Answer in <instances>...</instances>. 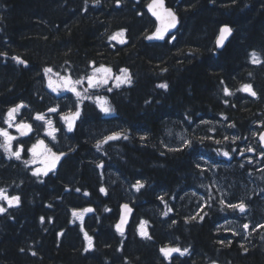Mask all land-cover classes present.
<instances>
[{
	"label": "trees",
	"instance_id": "obj_1",
	"mask_svg": "<svg viewBox=\"0 0 264 264\" xmlns=\"http://www.w3.org/2000/svg\"><path fill=\"white\" fill-rule=\"evenodd\" d=\"M149 1L0 0V130L14 132V108L32 124L10 142L19 159L0 135V189L19 197L0 201V264H264V172L244 154L264 128V0H167L179 25L163 39L147 38ZM225 24L234 34L218 51ZM98 66L131 82L80 98L48 85ZM77 111L69 131L62 117ZM47 118V148L64 155L34 175L29 148ZM123 202L135 213L121 235Z\"/></svg>",
	"mask_w": 264,
	"mask_h": 264
},
{
	"label": "snow or ice",
	"instance_id": "obj_2",
	"mask_svg": "<svg viewBox=\"0 0 264 264\" xmlns=\"http://www.w3.org/2000/svg\"><path fill=\"white\" fill-rule=\"evenodd\" d=\"M149 11L152 12L153 16H155L158 20H160L162 22V26L161 27H157L156 32L152 35L147 37L148 39H163L165 36V33L170 29L176 26L177 23V18L175 16V13L172 12L170 9H164L163 6V0H152V3L148 5ZM231 33V29L228 27H224L221 29V34L220 37L217 40V45L220 46L222 45L224 39L227 38V35H229ZM117 36H122L123 32L116 34ZM113 39H115L116 37H112ZM124 41H121V43H123ZM252 58H253V63H258L259 60L256 57L255 53H252ZM17 61L19 63H24V61L19 60V58H16ZM96 72H103L105 74L110 73L111 69H107V68H99L95 70ZM52 72L51 68H47L45 69V73H50ZM121 72L123 74V79L121 77H117L116 79L120 82V83H130V77L128 76V72L127 69H121ZM58 75V74H57ZM89 80V84L90 86L94 85V81L92 77L88 78ZM82 81L77 80L74 83L75 84H79ZM104 83L107 82V80L103 81ZM69 83H73L70 80H65V84H69ZM96 83H99V81H96ZM54 82L50 79L49 80V87H53V90L55 91L56 88L53 86ZM119 86V84H117V87ZM160 87L162 88H166L167 85H160ZM70 91L75 92L76 89L74 87L69 88ZM110 90V89H109ZM243 91L249 92L251 93L253 96L256 95V93L254 91H252V87L251 85H244L243 86ZM78 96L80 95L78 92L76 93ZM225 94H230L228 92L227 89H225ZM18 109H12L9 112V118L11 119L13 117V114L17 111ZM103 111L108 112L110 109L108 108H102ZM50 111H56V109H50ZM79 116V112L77 111L75 114H72L68 117H62L63 119L66 120V122L68 123V130L72 131L73 128V123L75 121V119ZM36 119L38 120H43L44 117L43 116H37ZM49 125H51V121L47 122ZM18 130H21V134H26L25 130H30V126L26 125V124H21L18 126ZM54 131V130H53ZM52 132H49L48 135H52ZM0 135L5 136L6 138V144L4 145L5 147V151L9 152L11 155L15 156L17 159L20 158V152L16 151V152H11V147H10V142L13 139V137L9 136L8 133L4 130H0ZM55 137L53 136V139ZM119 138V134H114L113 136L107 137V140H111V139H117ZM127 138V137H125ZM261 141H264V135H262L260 137ZM219 143V142H218ZM99 147V145H98ZM38 148H42L44 149V151H46L49 155H47L44 159V161H42V163L45 164V168L44 169H37L33 174L34 175H39L41 173V171L43 172L44 175H47L49 171H53L56 167L57 162L60 160L61 156L64 155L63 153H60L59 155L55 152H53L50 148H47L46 145H44L43 141H39L37 145L33 146V149L31 150L33 152L34 155H42V152H37ZM248 151H253V149L249 148L247 149ZM225 156L228 155L227 152L224 153ZM25 163L27 164L28 161H25ZM137 191H139L140 188L143 187L142 184H140V182L138 181L137 184L135 185ZM77 191H79V189H77ZM101 191H105L104 189H101ZM0 200H6L8 202V204L11 206L12 204H18L19 203V197H8L3 189H0ZM125 208H127V205H124ZM229 207L232 208H238L240 212H244L245 211V205L243 202H241L240 204L237 205H229ZM6 209H4L3 207H0V213L4 212ZM84 212H90L92 211V209H84ZM130 211V210H129ZM167 213H165L166 215ZM74 216H82V213H77V212H73ZM195 217H193L194 219ZM43 219V218H42ZM201 219H203V217H201ZM123 222V221H122ZM146 222H142L141 225V235L142 236H147V233L145 231H143V224ZM117 230L121 232V235H123V230L121 227V224H118L117 226ZM249 226L247 224L244 225V228L247 229ZM262 227H264V225H262ZM86 239H88L89 241V245H91V237H88L87 234L85 233ZM150 238V237H148ZM184 251H187L186 249ZM161 252L164 254L165 257H170L171 253L173 252H181V250L179 248H162ZM181 254H183V252H181Z\"/></svg>",
	"mask_w": 264,
	"mask_h": 264
},
{
	"label": "rangeland",
	"instance_id": "obj_3",
	"mask_svg": "<svg viewBox=\"0 0 264 264\" xmlns=\"http://www.w3.org/2000/svg\"><path fill=\"white\" fill-rule=\"evenodd\" d=\"M123 36V35H122ZM107 68V69H111L110 67L108 66H98L96 68H94L90 75L87 76V77H84L82 79H80V81H82L81 83L79 84H75V80L70 76V75H64V76H60L59 78H51V80L54 82V83H57L58 85V90H55L56 92L58 93H64V91H69V92H72L73 95H77L76 93L78 92L80 95L78 96L80 98V96H90V89H99V88H103L104 86L108 85L109 83H113V84H123V83H120L116 78L117 77H121L123 79V74L122 72H119L118 74L117 73H114L111 69V72L110 73H103V72H96L95 70L96 69H99V68ZM117 74V75H116ZM129 76V75H128ZM89 77H92L93 78V81H94V85L93 86H90L89 84V80L88 78ZM130 77V76H129ZM65 80H70L71 82L73 83H69V84H65ZM79 80V79H77ZM104 80H107L106 83H104L103 81ZM96 81H99V83H96ZM127 83V82H125ZM49 85V83H48ZM74 87L76 89L75 92L73 91H70L69 88H72ZM53 88V87H52ZM51 88V89H52ZM99 98V97H98ZM100 100V104H101V107L102 108H108L110 109L109 105H108V102L105 100V99H102V98H99ZM110 112V110L108 111ZM106 112V113H108ZM49 120H47L45 122V130H44V134H43V137H35L34 141L31 143V146L29 148V156H30V159H29V164L33 166V170L36 171L37 169H44L45 168V164L42 163V161H44L45 157L47 155H49L46 151H44V149L42 148H38L37 149V152H42V156L40 155H34L33 152L31 151L33 149V146L34 145H37L39 141H43L44 142V145H46V140L44 138L45 134L49 133V131L52 132V128H53V123L51 122V125H49L47 122ZM21 122H16L15 119H14V116L9 120H8V124L12 125L14 127V132H11L9 134V136L13 137V139H16L18 138L19 136H21L20 132L21 130H18V126L21 125L20 124ZM28 133L30 130H27ZM26 136V135H25ZM47 146V145H46ZM40 174H43V172L41 171ZM1 201V200H0ZM9 206L8 202L6 200H4V206ZM3 205H0V207H2ZM212 264H216V263H212Z\"/></svg>",
	"mask_w": 264,
	"mask_h": 264
},
{
	"label": "water",
	"instance_id": "obj_4",
	"mask_svg": "<svg viewBox=\"0 0 264 264\" xmlns=\"http://www.w3.org/2000/svg\"><path fill=\"white\" fill-rule=\"evenodd\" d=\"M151 3H152V0H150L147 3L146 10L149 13V15L157 22L158 27H161L162 26V22L160 20H158L155 16H153L152 12L149 11L148 5L151 4ZM163 6H164V9H170L172 12L175 13V16L177 18V23H176V26H175V28H176L179 25V16H178V14L176 13V11H175V9L173 7L168 5L167 0H163ZM224 27L230 28L231 29V33L229 35H227V38L224 39L222 45L218 46L217 45V40L220 37L221 29L224 28ZM233 34H234V29L229 24H225L219 29V33H218L217 38H216V47H217L218 51H222L226 47V45L228 44V42L232 38ZM19 107H22V104ZM262 135H264V129L259 133V136H258V140H259V142L261 144V147L264 149V141H261V139H260V137ZM246 154H253V151H248V152H246ZM124 205H127L128 207L125 208ZM134 213H135V207L130 202H123L120 205V215H119V219H118V224H121V227H122V230H123V234H126V232L128 230V227L130 226V224L132 222Z\"/></svg>",
	"mask_w": 264,
	"mask_h": 264
},
{
	"label": "flooded vegetation",
	"instance_id": "obj_5",
	"mask_svg": "<svg viewBox=\"0 0 264 264\" xmlns=\"http://www.w3.org/2000/svg\"><path fill=\"white\" fill-rule=\"evenodd\" d=\"M175 30H176L175 27H173V28H170L166 33L172 34V33H174ZM74 80L77 81V79H74ZM53 86L56 88V90H58L57 83H54ZM52 90H53V88H52ZM68 92L69 91H64V94H67ZM17 113L18 112H15L13 114L15 121L16 122H21L20 124L29 125L30 126V131L28 133V131L25 130V133H26L25 135H26V137L32 136V124H31V122H29L28 120H22L21 117H19V115ZM47 120H49V121H51L53 123V128L52 129L55 131V129H57V128L55 126L54 119H52V118L51 119L50 118L48 119L47 118ZM53 130H52V132H53ZM49 132H51V131H49ZM258 142H259V140H258ZM246 152H248V151L247 150L244 151V154H246ZM247 155H249L248 157H250L249 159H250L251 163L255 165V169L257 170V172H260V173L264 172V149L261 147V144H260L259 151L255 152V150L253 149V154H247ZM40 156H42V155H40ZM55 169H56V167H55Z\"/></svg>",
	"mask_w": 264,
	"mask_h": 264
}]
</instances>
